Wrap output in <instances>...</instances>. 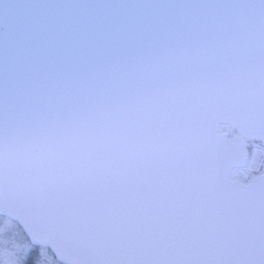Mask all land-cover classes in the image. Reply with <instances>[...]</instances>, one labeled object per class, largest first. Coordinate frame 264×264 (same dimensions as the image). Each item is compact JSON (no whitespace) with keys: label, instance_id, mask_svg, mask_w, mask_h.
Segmentation results:
<instances>
[{"label":"snow or ice","instance_id":"6c2138e0","mask_svg":"<svg viewBox=\"0 0 264 264\" xmlns=\"http://www.w3.org/2000/svg\"><path fill=\"white\" fill-rule=\"evenodd\" d=\"M0 264H264V0H0Z\"/></svg>","mask_w":264,"mask_h":264},{"label":"flooded vegetation","instance_id":"af4514ba","mask_svg":"<svg viewBox=\"0 0 264 264\" xmlns=\"http://www.w3.org/2000/svg\"><path fill=\"white\" fill-rule=\"evenodd\" d=\"M0 227L6 225V223L2 220H0ZM13 249L11 246L5 247L3 245H0V259L4 258L8 252H11ZM39 264H54L52 261V258L48 255L47 251H42V255L40 258Z\"/></svg>","mask_w":264,"mask_h":264},{"label":"rangeland","instance_id":"374dc122","mask_svg":"<svg viewBox=\"0 0 264 264\" xmlns=\"http://www.w3.org/2000/svg\"><path fill=\"white\" fill-rule=\"evenodd\" d=\"M1 222V221H0ZM0 229L6 230L7 227L5 225L1 226Z\"/></svg>","mask_w":264,"mask_h":264}]
</instances>
